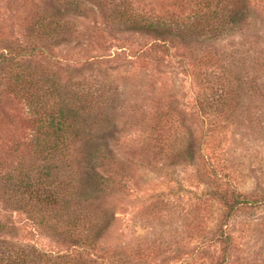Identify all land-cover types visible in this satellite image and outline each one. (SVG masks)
Listing matches in <instances>:
<instances>
[{"label":"rangeland","instance_id":"374dc122","mask_svg":"<svg viewBox=\"0 0 264 264\" xmlns=\"http://www.w3.org/2000/svg\"><path fill=\"white\" fill-rule=\"evenodd\" d=\"M172 2L141 4L182 29L173 19L186 4ZM138 4L0 0V35L47 47L58 62L36 58L31 65L57 71L63 91L83 89L86 102L98 101L83 116L84 138L69 147L77 159L71 153L66 161L73 165L65 169L79 181L74 201L89 213V242L102 257L96 263L216 264L227 252L213 237L226 214L215 190L234 187L248 202L226 219L232 235L226 264H264V0H249V11L236 13L235 23L216 32L172 31L174 40L165 46L116 15L111 21L110 11L123 6L134 12ZM43 10L69 20L72 35L27 36ZM6 104L0 108L6 111L0 112V185L21 161L8 158L10 149L31 134L27 108ZM1 196V248L78 256L55 208ZM151 247L155 253L148 258H112ZM175 249L177 256L166 252Z\"/></svg>","mask_w":264,"mask_h":264},{"label":"trees","instance_id":"16d2710c","mask_svg":"<svg viewBox=\"0 0 264 264\" xmlns=\"http://www.w3.org/2000/svg\"><path fill=\"white\" fill-rule=\"evenodd\" d=\"M121 1L125 4L128 0ZM142 2L143 0H139L140 5L134 7V12H128V9L123 6L122 11H110L111 21L114 23L119 18L123 23L129 24L131 30L150 32L155 39L162 42V45L174 40L172 31L181 34H184V31H197L204 34L216 32V29L222 28L226 22L235 23L236 13L243 10L249 11V0H173L172 3L181 2V6L183 2L186 4L185 9L181 7V16L177 14L174 19L172 18L175 26L182 22L183 28H178L180 26L178 25L173 29L171 18L168 22L163 17L164 12L159 14L149 9L145 10L146 4H141ZM74 6L76 7V4ZM164 11L167 12L166 9ZM68 25L69 20L65 17L50 10H43L28 27L26 35L33 38L42 34L72 35V28ZM0 44V85H3L0 90V108H6L8 106L6 103L12 106L13 101L23 104L27 108L24 121L28 123L31 130V134H28L24 140H16L15 147L10 149L8 158L16 156L21 161L19 168L14 170L16 173L9 172L6 179L1 182V197L4 201L11 203L36 201L41 207L55 208L57 217L61 218L66 233L71 237L70 245L81 248L77 249L79 253L76 257L57 254L48 258L45 254L39 252L35 254L33 251L27 253L25 249L20 250L18 247H0V264H32L37 261L47 263L52 260V264H60L58 260L62 259V264H106L105 260L96 263L102 257L95 254L97 251L92 247L93 243L89 242L91 230L86 231L90 219L89 213L86 208L74 201L78 188L76 185L79 181L65 172V169L70 170L73 165L66 161L69 156L71 157V153L74 159H77L74 150L70 152L69 147L73 141L84 138V134H80L86 122L83 116L90 114L92 108L98 105V101L95 100L94 105H92L93 99L86 102L89 92L83 89L71 94L69 90L63 91L67 86L62 83L57 71L51 73L50 68L38 71L31 65L36 58L42 60L45 65H51L57 61L51 53L47 52L45 49L47 47L43 48L44 46L33 42L22 44L18 38L10 40L8 36L2 35H0ZM86 64L94 63L90 61ZM0 112L6 111L4 109ZM8 158L5 157V161ZM25 161H27L26 166H24ZM65 177L68 182L64 181ZM92 189L94 192L95 187ZM215 191L219 199L218 204L226 214L219 217L220 221L216 223L213 237L215 242L223 245L224 252H227L225 257L222 256L216 264H226L232 244V235L226 229V219L238 206L245 204L248 200L246 194L234 187L230 190ZM6 192L7 195H5ZM90 246L92 249L87 248ZM153 249L151 247L148 252L140 248L137 253H126L127 255L114 253L112 258L116 256L120 259L143 256L148 258L150 252L155 253ZM166 252L168 255L175 253L174 256H177L179 250ZM67 257L70 258L64 260Z\"/></svg>","mask_w":264,"mask_h":264}]
</instances>
